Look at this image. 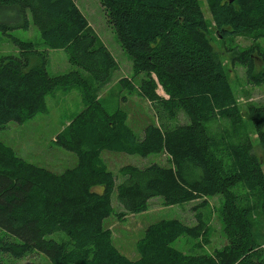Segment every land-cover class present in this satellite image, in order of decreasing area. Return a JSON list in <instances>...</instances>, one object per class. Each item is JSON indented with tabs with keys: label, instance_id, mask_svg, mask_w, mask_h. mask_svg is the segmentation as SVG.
I'll use <instances>...</instances> for the list:
<instances>
[{
	"label": "trees",
	"instance_id": "1",
	"mask_svg": "<svg viewBox=\"0 0 264 264\" xmlns=\"http://www.w3.org/2000/svg\"><path fill=\"white\" fill-rule=\"evenodd\" d=\"M213 27L226 40L262 37L264 0H205ZM108 22L131 57L134 72L145 73L139 90L160 124H148L139 137L124 110L108 113L99 92L117 62L91 29L76 0H0V31L19 49L0 60V129L43 111L48 95L81 88L84 110L58 134L56 143L78 162L62 173L28 162L0 140V252L23 258L45 253L52 264H264V169L236 92L211 41V24L200 0H101ZM34 25L47 47L40 51L11 32ZM63 49L80 70L52 76L49 49ZM254 44L236 53L249 83L264 84V58L257 70ZM162 87L167 96L158 93ZM183 114L187 122L181 123ZM258 143L264 147V106L247 105ZM104 150L147 157L153 163L121 168L122 181L102 159ZM131 214L162 197L173 206L221 195L228 244L213 253L191 255L173 246L182 236L203 238L196 225L178 219L149 225L131 259L114 244L104 220L113 213L112 194ZM121 218L125 212L119 214ZM64 232L59 242L48 235ZM206 237V236H205ZM206 239V238H205Z\"/></svg>",
	"mask_w": 264,
	"mask_h": 264
},
{
	"label": "rangeland",
	"instance_id": "2",
	"mask_svg": "<svg viewBox=\"0 0 264 264\" xmlns=\"http://www.w3.org/2000/svg\"><path fill=\"white\" fill-rule=\"evenodd\" d=\"M84 15L87 17L91 29L98 35L99 40L112 52L117 62V69L112 80L100 90L99 95L104 108L108 113L124 110L127 115V124L138 136H142L148 124H160L151 103L142 96L139 84L146 77L145 73L134 72L131 57L123 49L114 27L108 22L105 8L101 0H76ZM207 21L211 24V41L218 58L224 63L230 82L236 92L241 106L242 118L251 130L256 153L263 161L264 147L257 140L253 132L250 119L246 114L247 105L255 103L264 106V84L253 85L249 83L244 66L233 63L237 52L258 44L256 53L257 70H261L264 58V32L262 37L255 35H239L222 39L213 27L211 14L205 0H200ZM31 26L28 30L16 29L11 33L24 40L32 42L36 49L43 51L47 47L41 39L38 28L34 25L29 13ZM18 56L19 49L12 39L0 31V60L6 56ZM52 76L80 70L85 77L89 74L78 69L69 61L68 53L63 49H49L46 65ZM158 93L167 96L162 87ZM85 108L81 88L59 89L46 98L43 111L22 123L10 122L5 128L0 129V140L12 147L17 155L28 162L46 167L56 173H62L67 168L74 167L78 158L75 153L64 149L56 143L59 133L66 129L72 121ZM181 123L187 122L185 115L179 118ZM107 168L112 171L119 184L122 181L121 168L126 165L138 167L148 166L153 163L169 166L167 156L163 153H154L147 157L131 155L124 152L104 150L101 154ZM207 203L198 206L202 200L182 203L179 205H166L162 197L150 199L147 210L138 214L126 212L118 202L117 191L112 194L113 213L104 220V228L112 232L115 246L131 259L138 257L137 242L144 236L146 228L161 220L178 219L188 225H196L197 214L201 213L206 223L205 236L194 239L182 236L173 246L191 255L213 253L228 244L223 229L222 209L224 198L221 195L208 196ZM125 212L121 218L119 214ZM47 238L63 242L68 236L61 231L54 232ZM206 238V239H205ZM0 264H52L49 257L40 251H33L23 258H15L8 253L0 252Z\"/></svg>",
	"mask_w": 264,
	"mask_h": 264
},
{
	"label": "crops",
	"instance_id": "3",
	"mask_svg": "<svg viewBox=\"0 0 264 264\" xmlns=\"http://www.w3.org/2000/svg\"><path fill=\"white\" fill-rule=\"evenodd\" d=\"M80 8V7H79ZM81 9V8H80ZM82 11V10H81ZM109 49V48H108ZM111 52V51H110ZM112 53V52H111ZM144 133V132H143ZM142 136H143V134H142ZM142 136H139V137H142ZM138 258V257H137Z\"/></svg>",
	"mask_w": 264,
	"mask_h": 264
}]
</instances>
